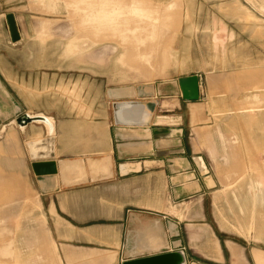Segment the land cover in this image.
<instances>
[{
	"label": "rangeland",
	"instance_id": "1",
	"mask_svg": "<svg viewBox=\"0 0 264 264\" xmlns=\"http://www.w3.org/2000/svg\"><path fill=\"white\" fill-rule=\"evenodd\" d=\"M263 2L0 0V79L8 68L16 88L13 93L24 104L12 120H0V182L10 177L17 179L18 187L22 182L21 195L12 196V189L6 194L0 186V264L115 262L110 251L73 248L68 252L57 240L33 188L25 135L20 132L23 114L94 118L104 107L116 109L124 101L146 104L147 96L140 92L196 70L216 76L215 86L227 97L258 96L264 93ZM8 12L16 15L22 34L15 45L10 44ZM223 82L225 90L220 87ZM248 99L252 123L258 124L253 106L260 103ZM218 173L223 186L207 202L206 218L182 223L183 244L173 243V249L186 250L191 264H230L228 241H232L249 264H260L264 162H236L231 168L225 163ZM180 209L199 215L194 202ZM202 228L219 239L216 258L197 239Z\"/></svg>",
	"mask_w": 264,
	"mask_h": 264
},
{
	"label": "crops",
	"instance_id": "2",
	"mask_svg": "<svg viewBox=\"0 0 264 264\" xmlns=\"http://www.w3.org/2000/svg\"><path fill=\"white\" fill-rule=\"evenodd\" d=\"M16 43L10 37V44ZM8 70L0 79V120L6 121L24 105L13 93L16 88ZM192 74L201 77L200 98L185 100L179 77L154 83L145 90L150 117L142 124L124 122L119 107H104L85 120L51 116V131L40 119L21 126L33 188L42 199L53 233L68 252L73 248L110 251L113 264H122L173 250L176 242L182 246L181 224L206 218L207 202L223 186L218 173L223 165L264 162V93L227 97L215 86L216 76H205L200 70L182 76ZM220 87L225 90L224 82ZM247 97L260 103L253 106L258 124L252 123ZM165 129L168 132H162ZM47 136L54 138L53 156L32 159L30 152L47 148L43 144L29 147V142ZM69 161L78 162L79 167H67ZM32 162H45L56 171L37 175ZM0 186L6 194L12 189V196L18 195L19 188L22 192V182L18 187L14 177L3 179ZM187 202L196 203L198 216L180 209ZM197 231V239L216 258L219 239H212L206 228ZM228 249L230 264H249L237 244L228 241ZM257 252L259 263L264 264V251Z\"/></svg>",
	"mask_w": 264,
	"mask_h": 264
},
{
	"label": "water",
	"instance_id": "3",
	"mask_svg": "<svg viewBox=\"0 0 264 264\" xmlns=\"http://www.w3.org/2000/svg\"><path fill=\"white\" fill-rule=\"evenodd\" d=\"M7 21L10 37L12 42H19L22 39L21 30L16 15L13 12H8L5 14ZM179 85L182 91V96L185 100H197L200 98V85L201 77L198 74L186 75L179 77ZM139 95H146V92L139 93ZM21 119V118H19ZM29 122V120H28ZM27 122V123H28ZM162 132H168V130H163ZM28 146H36L37 144L45 146L47 150L44 152L40 151L38 153L30 152L32 159L38 157H50L53 156L54 138L53 136H47L39 142H29ZM37 161V160H34ZM53 162V161H52ZM45 162H32V168L37 175H44L47 173L55 172V168H50L52 166L49 164H43ZM53 164V163H52ZM177 247V246H176ZM122 264H189V257L184 249L169 250L149 256L137 257L132 259H127L122 262Z\"/></svg>",
	"mask_w": 264,
	"mask_h": 264
},
{
	"label": "bare ground",
	"instance_id": "4",
	"mask_svg": "<svg viewBox=\"0 0 264 264\" xmlns=\"http://www.w3.org/2000/svg\"><path fill=\"white\" fill-rule=\"evenodd\" d=\"M263 1V0H262ZM257 2V1H256ZM261 3V2H260ZM264 3V2H263ZM262 5V4H261ZM145 91V90H144ZM144 93V92H141ZM119 94V93H117ZM137 114L138 116H135L134 114ZM118 114L121 117V119L126 122V123H135V124H142L145 123L149 117H150V113L146 107V104L141 103V102H133V101H124L121 102L119 104V110H118ZM24 116H22V120H21V125L24 127V125L28 122V120H33V119H40L43 120L48 129L51 131L53 130V118L47 115H45L43 112H38V113H29L26 112L25 114H23ZM161 121H163L164 119L161 118ZM49 131V132H50ZM78 162L76 161H69L67 165V167L72 166L71 168H75V167H79L77 165ZM175 232V230H174ZM159 233V230H156V234ZM178 243V242H176ZM193 264H197L195 262H193Z\"/></svg>",
	"mask_w": 264,
	"mask_h": 264
}]
</instances>
